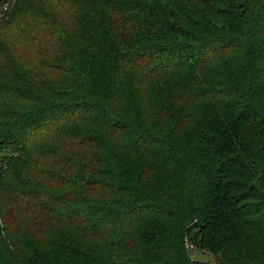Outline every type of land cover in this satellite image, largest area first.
<instances>
[{
  "label": "trees",
  "instance_id": "obj_1",
  "mask_svg": "<svg viewBox=\"0 0 264 264\" xmlns=\"http://www.w3.org/2000/svg\"><path fill=\"white\" fill-rule=\"evenodd\" d=\"M264 264V0H0V264Z\"/></svg>",
  "mask_w": 264,
  "mask_h": 264
},
{
  "label": "rangeland",
  "instance_id": "obj_2",
  "mask_svg": "<svg viewBox=\"0 0 264 264\" xmlns=\"http://www.w3.org/2000/svg\"><path fill=\"white\" fill-rule=\"evenodd\" d=\"M189 254L192 258L199 261H206L211 264H215V257L212 253L208 252L205 249H201L195 246L188 247Z\"/></svg>",
  "mask_w": 264,
  "mask_h": 264
}]
</instances>
